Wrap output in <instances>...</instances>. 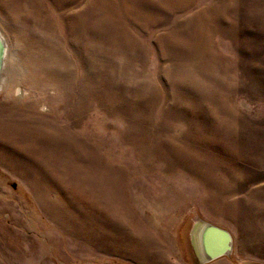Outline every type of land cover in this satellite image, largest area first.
<instances>
[{
  "label": "rangeland",
  "instance_id": "1",
  "mask_svg": "<svg viewBox=\"0 0 264 264\" xmlns=\"http://www.w3.org/2000/svg\"><path fill=\"white\" fill-rule=\"evenodd\" d=\"M101 2L138 4L140 24L124 20L142 51L114 25L96 29L98 19L68 40L64 12ZM11 3L24 4L33 25L0 5L9 43L0 119L55 122L83 163L70 178L46 141L55 149L46 184L32 160L0 157V264H264V0H191L182 9L172 0H71L62 11L61 0ZM202 9L206 23L196 26ZM58 51L63 73L52 61ZM114 179L122 230L78 229L71 219L117 206L107 198ZM198 219L228 232L232 250L197 261Z\"/></svg>",
  "mask_w": 264,
  "mask_h": 264
},
{
  "label": "bare ground",
  "instance_id": "2",
  "mask_svg": "<svg viewBox=\"0 0 264 264\" xmlns=\"http://www.w3.org/2000/svg\"><path fill=\"white\" fill-rule=\"evenodd\" d=\"M12 1L15 2L16 0H2L3 3H1V4H3V6L6 9H10V11H12V13H14V16L16 15L14 17L16 20L23 21L25 23H28L29 25H33V21L31 20V17L28 15V13L26 14V16L23 17V15L26 13V10L28 11V9H26L24 7V4H23V6H22V4H12L11 3ZM105 1L107 2V0H105ZM123 1H127V0H123ZM172 1H176L177 3L180 2L179 4H177V3L174 4V9H182L185 6H187L188 2H190L191 0H172ZM70 2H71V0H61L62 4H55V5L58 7V10L62 11L63 9L71 6V4H69ZM65 3H67V4H65ZM184 3H186V4H184ZM30 6H29L30 9L34 8V7L31 8ZM41 7H39V5H37V7L35 6V8H34L35 11L39 15V17H38V19L40 20L39 24H41L42 26L45 25L46 28H50L51 25L48 26L47 22H46V24H43V21H47V13L48 12L46 14H42V11H41V13H39L38 11L41 10ZM206 10L202 9V10H199L198 12L193 14V19L196 20V22L198 21L196 26H198L199 24L206 23L205 19H207V17H208L207 16L208 13H206L207 12ZM261 12H263V11H261ZM21 15H22V18H21ZM63 16H64V19L66 20V23L68 26V34L70 35L68 40L70 42H71V39H73V36L75 34H76V36L78 34L77 37L81 36V34L83 32V30L81 28L82 24L84 26V30H95L94 28H92L91 22L93 19H98L99 21H101V25H99L100 28H98L96 26V29L107 28V24L114 25L116 27L115 31H117L118 34L123 33L128 37L127 40L129 41V46L132 49L137 50V51H142L144 49V46H143L142 42L140 41V39L138 38V36L135 33L131 32V30H130L131 27H130L128 21L125 22L126 19H129V20L133 21L135 24H140L139 20L141 17H144V14H143L141 8L138 6V4H113V3L112 4H108V3L107 4H103V3L102 4H79L78 7L73 11L72 10L65 11ZM43 17H45V18L43 19ZM82 20H83V22L86 21V24L82 23ZM199 21H203V22H199ZM117 23H119V25ZM145 23H147V22H145ZM23 34L24 33H22V31H21V35H23ZM118 34H116V35H118ZM25 38H23V39L25 40ZM32 39H28V40L26 39L27 43L25 45H27V47H29V49H28L29 51L31 50V47H33V48L35 47V46H33L34 43H33ZM37 42H39V41L37 40ZM19 43H20V41H19ZM208 45H210V44H208ZM36 46H37V48L41 47V49L45 48L44 44H41V45L39 44ZM193 46H195V45H193ZM8 50H9V43H8L6 37L4 36L3 32L0 30V87L2 86V83L6 80L5 70L7 67V56H8V52H9ZM36 50H39V49H36ZM44 53H45V51H44ZM62 53H61V51H58V54L56 53L57 57L55 56L56 58H53L52 61L56 65L59 64L58 67L61 69V71L63 73L65 65L67 66V62H66ZM202 55H203V53H202ZM40 56H41V54H40ZM45 58H47V57H45ZM197 58H199V57H197ZM27 59H28V57H27ZM39 59H41V58H39ZM52 67L54 68V66H52ZM62 67H64V68L62 69ZM56 70H57V66H56ZM17 86L18 87H15L16 88L15 90H16V93H17V96L19 97V99H21L25 95L26 91H24L21 86H19V85H17ZM42 108L47 109L46 106H44ZM0 110H1V108H0ZM0 114H1V111H0ZM46 141L50 142L54 148H58L60 150V154L57 158H59L60 161L62 162V164L66 167L65 169H67V168L70 169V171L67 170L66 174L70 175V178L71 177L75 178L74 172L77 173L78 172L77 169L81 168V164L83 163L82 159L77 154V152H76L77 150L75 148L72 149V147H73L72 142L73 141L68 136V133L63 132L61 130V128H59V126L56 125L55 122H52V121L47 122L46 120H43V119H40L36 122H34V121L28 122V121L23 120L22 118H19V117H15V118H12L9 120L0 119V157L5 159V160L13 159L16 162L23 161L25 159L32 160L33 164H34L33 167H34L35 174H36L35 177L38 178L39 181L41 179H44L45 183L49 184L50 182H52L53 176H51L47 167H48V164L51 165V163H49V157H50V154L51 155L53 154V150H55V149H52L49 151L47 149V145H46L47 142ZM77 148H78V146H77ZM8 152H11L10 155H12V157L8 154ZM24 153L25 154L29 153V158L27 156H22V154H24ZM44 163L46 165H43ZM115 180L116 179H114L113 182H115V183H112V186L114 188H117V189H113V187H112V190L107 195V198H109L110 204L111 203L112 204L117 203V206H111V208H110L111 210L108 211L107 213H104V211H98L96 213H88L87 212V213H85V215L81 216L79 221H77V222H76L75 218L73 220L71 219V221L74 224L76 223L75 226L78 229H80L79 226L81 228L82 227H92V226H94V227H96V226L106 227L108 225L114 224V226L120 228V231L122 230V227L124 225V213L122 212V209H125V208H124V204L122 201V195H120L122 192V188L120 187L119 183H117V181H115ZM47 208H49V207H47ZM76 211H79V210H76ZM57 215L58 216L56 218L58 219V221H65L66 222V220H67L68 222H70V219L68 217H66V215H63V213L60 212V209H57ZM83 218H85V219L83 220ZM196 224H197L196 229L193 232L194 244H195L199 254L201 255V257L202 258L203 257L208 258V254L212 248L206 247L203 245L202 240H201L202 231L207 224L212 225V226H215V225L208 223V222H204L203 220L201 221L200 219L197 220ZM215 227H217V226H215ZM84 233H85V231H84ZM112 244H113V242H112ZM115 245H117V244H115ZM113 247H116V246H114V244H113Z\"/></svg>",
  "mask_w": 264,
  "mask_h": 264
},
{
  "label": "water",
  "instance_id": "3",
  "mask_svg": "<svg viewBox=\"0 0 264 264\" xmlns=\"http://www.w3.org/2000/svg\"><path fill=\"white\" fill-rule=\"evenodd\" d=\"M201 237L203 245L212 248L207 259L215 258L231 251V236L223 229L207 224L202 231Z\"/></svg>",
  "mask_w": 264,
  "mask_h": 264
},
{
  "label": "crops",
  "instance_id": "4",
  "mask_svg": "<svg viewBox=\"0 0 264 264\" xmlns=\"http://www.w3.org/2000/svg\"><path fill=\"white\" fill-rule=\"evenodd\" d=\"M231 250H232V248H231ZM220 256H222V255H220ZM217 257H219V256H217ZM217 257H215V258H217ZM194 258L196 260L198 259L197 261H199V262H202V261H205L206 262V261H211V260L215 259V258L207 259V258H204V257L202 258L201 255L199 254L197 248H196V252H195Z\"/></svg>",
  "mask_w": 264,
  "mask_h": 264
}]
</instances>
